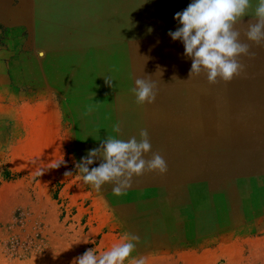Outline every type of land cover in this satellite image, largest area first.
<instances>
[{
    "label": "rangeland",
    "instance_id": "rangeland-1",
    "mask_svg": "<svg viewBox=\"0 0 264 264\" xmlns=\"http://www.w3.org/2000/svg\"><path fill=\"white\" fill-rule=\"evenodd\" d=\"M190 2L0 0V264H74L125 234L139 237L133 256L146 264H264V43L246 41L245 18L244 71L189 79L168 32ZM137 78L156 84L154 103L135 102ZM59 110L65 154L30 151L26 162L16 121L32 136L45 120L54 129ZM141 128L166 174L134 176L120 197L82 182L75 163L88 150Z\"/></svg>",
    "mask_w": 264,
    "mask_h": 264
},
{
    "label": "clouds",
    "instance_id": "clouds-1",
    "mask_svg": "<svg viewBox=\"0 0 264 264\" xmlns=\"http://www.w3.org/2000/svg\"><path fill=\"white\" fill-rule=\"evenodd\" d=\"M247 18L246 41L264 43V0H191L188 6L174 15L176 29L168 36L184 47L183 55L191 60L189 79L203 73L209 84L231 82L244 71L240 57L249 56V43L241 40L237 25ZM110 85L111 81L106 80ZM156 84L137 78L131 89L138 105L156 100ZM119 132V124L113 126ZM149 131L141 128L137 136L120 139L106 137L99 147L87 151L75 163L76 173L85 185L100 191L105 184H113L112 194L120 197L129 188L134 176L145 171L160 175L167 173V162L159 153H152ZM97 162H99L97 164ZM62 162L57 164L60 166ZM97 166L92 167V165ZM65 175H72L71 172ZM139 237L125 234L121 242L97 253L94 248L75 258L74 264H146L143 257L133 256Z\"/></svg>",
    "mask_w": 264,
    "mask_h": 264
},
{
    "label": "crops",
    "instance_id": "crops-1",
    "mask_svg": "<svg viewBox=\"0 0 264 264\" xmlns=\"http://www.w3.org/2000/svg\"><path fill=\"white\" fill-rule=\"evenodd\" d=\"M29 1L31 3H35V0H29ZM57 116H58V122L54 129L50 128L49 122L45 120V124L43 128L40 129L38 133L34 132L36 134L32 136H30L27 133L26 128L21 122H19V120L16 121V129L13 131L14 143L16 141L15 144L17 145L19 155L20 157L22 156L26 162H27V156L30 155L32 151H35V154L39 153L46 161L51 160L54 156H58L57 161H59L61 156L65 154V149H64L65 140L66 138L69 137V135L68 132L65 130L63 124V118H62L63 115L60 110L57 112ZM234 128L235 127L233 126V129ZM223 129L224 128L218 130L217 132L214 133V135L218 136L220 131H224ZM208 144L209 142H207L206 146H209ZM9 146H11V144ZM182 147H183V151L186 150L188 151V148L185 145H182ZM210 147L211 149L214 150L212 146ZM250 148L251 146L246 147L242 153L244 155H249L252 157L253 154L252 151L249 150Z\"/></svg>",
    "mask_w": 264,
    "mask_h": 264
}]
</instances>
